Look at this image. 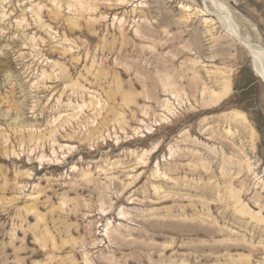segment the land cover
Returning a JSON list of instances; mask_svg holds the SVG:
<instances>
[{
  "label": "rangeland",
  "instance_id": "1",
  "mask_svg": "<svg viewBox=\"0 0 264 264\" xmlns=\"http://www.w3.org/2000/svg\"><path fill=\"white\" fill-rule=\"evenodd\" d=\"M260 56L264 0H0V264H264Z\"/></svg>",
  "mask_w": 264,
  "mask_h": 264
},
{
  "label": "bare ground",
  "instance_id": "2",
  "mask_svg": "<svg viewBox=\"0 0 264 264\" xmlns=\"http://www.w3.org/2000/svg\"><path fill=\"white\" fill-rule=\"evenodd\" d=\"M254 48V47H253ZM253 50V49H252ZM255 50V49H254ZM262 50V49H261ZM257 51V49H256ZM262 52V51H261ZM262 54V53H261ZM254 70L258 75L263 76L264 78V57L260 56L259 58L255 59L254 65H253ZM217 96V95H216ZM168 109V108H167ZM172 109V107H171Z\"/></svg>",
  "mask_w": 264,
  "mask_h": 264
}]
</instances>
